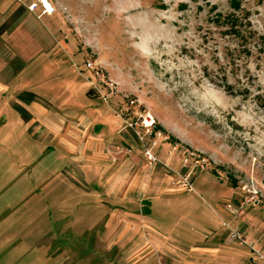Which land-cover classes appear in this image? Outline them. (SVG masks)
I'll return each mask as SVG.
<instances>
[{"label":"rangeland","instance_id":"374dc122","mask_svg":"<svg viewBox=\"0 0 264 264\" xmlns=\"http://www.w3.org/2000/svg\"><path fill=\"white\" fill-rule=\"evenodd\" d=\"M7 1L16 9V0ZM50 1L56 12L29 22L38 42L0 41V264L150 262L140 252L153 248L151 220L163 229L175 215L144 219L145 192L121 202L126 189L105 183L118 182L121 168L130 182L138 169L143 181L156 176L183 192L177 173L187 150L209 166L180 198L195 214L218 219L224 246L241 264H264L250 249L264 258V211L246 204L247 191L264 202V0ZM26 16L10 21L17 26ZM20 55L35 58L26 71ZM23 90L46 110L17 101ZM130 99L135 108L124 105ZM138 109L157 120L154 146L139 141L141 128H128L139 144L122 138ZM85 173L96 190L85 187ZM249 219L257 224L253 239L231 241L228 227ZM132 245L140 252L132 254ZM179 256L170 258H198ZM161 262L156 251L151 264Z\"/></svg>","mask_w":264,"mask_h":264},{"label":"crops","instance_id":"0c3cea01","mask_svg":"<svg viewBox=\"0 0 264 264\" xmlns=\"http://www.w3.org/2000/svg\"><path fill=\"white\" fill-rule=\"evenodd\" d=\"M11 7L10 3L7 0H0V41L4 44V41H26L24 36H28L31 41L38 42L39 39L36 36V33L34 31V28L30 26L29 22L33 23L34 20H39L37 18L36 12L32 13L27 10L25 6H21L18 3H16V9H13ZM26 14L25 20L20 22L17 26L13 25L10 20H14L13 16L18 15V17L22 14ZM15 14V15H14ZM7 22L9 24L7 25ZM13 25V26H12ZM15 27V28H14ZM14 28V29H13ZM14 30L12 33H9V31ZM35 33V34H34ZM35 35V36H34ZM13 36V38L9 39L8 37ZM14 37L16 39H14ZM22 43V42H21ZM18 44H20L18 42ZM29 51V50H28ZM27 52V51H25ZM37 52V51H36ZM21 61V70H27L29 64L35 59L34 57L27 60L24 59L23 56L20 55ZM5 66H3L2 63H0V74L3 75L5 73ZM3 77V76H2ZM2 88H5V85H0ZM0 87V88H1ZM3 89V90H5ZM2 91V89H0ZM19 98H17V101H19L22 105L24 103L28 104H34L35 108L39 110V112H43L46 109L43 107L42 104L38 103L37 99L35 98V95L30 92V90H23L19 93ZM24 102V103H23ZM17 103H15L16 105ZM31 105V106H32ZM18 108H21L17 105ZM30 119L31 117L28 115L27 117ZM122 133L125 134V137H122L123 140L126 139V141L132 143V145H136V143L139 144L138 140L136 139V136L132 134L128 127L125 125V129H123ZM128 133V134H126ZM131 136V137H130ZM153 138V139H152ZM152 138H147V142L152 143L154 142V136ZM167 140V139H163ZM167 141L163 143V145H166ZM91 146L88 144V147ZM102 157V156H101ZM137 158V157H136ZM145 158V157H144ZM139 161V160H138ZM137 161V162H138ZM135 162V163H137ZM131 164H133V161H131ZM119 173L115 174L118 178V182L115 184L112 182V180L108 181L106 178L108 177V172L103 170L102 174L100 176L103 177V180H106L107 183H105L108 188L107 190L113 186V191H119L125 190V193L121 195V199H119L121 202H124V200H127L128 198H132L133 193L138 192V196L140 195L139 192L142 193L145 192V197L141 201L142 208H141V215L143 216L144 213H148V215L159 213H170V215L175 216H167L166 218L172 219L173 223H169L164 226V230L162 229L160 225V222L157 217V219L151 220L152 222L150 227L151 236L148 240V243H151L153 245L152 247H147L144 245V252L142 253H148V260L150 262H136L132 261V264H151V262L154 260V254L157 251V254L161 257V264H175L176 261L173 258H170L171 255L177 254L178 260H181L179 255H183L184 251L195 254L198 256L192 262L191 264H241V261L237 259V255L235 252H232L228 249V247L224 246L223 243V234L227 233V230H223L222 224L219 223L218 219L211 215L208 211H206V214L204 215H197L193 211L194 209H191L189 204H187L186 200H183V198H180V196L185 195L187 198V194H189L187 191L183 192H175L173 193L169 187H167V181L161 180L159 177H154L153 180L150 179V181H143L142 174L137 169L135 177L132 178L130 182L125 183L124 178L122 177L123 174V168L118 169ZM91 173V172H90ZM88 174H84L85 178V187H88L90 190L95 189L97 184L95 183L92 178L87 177ZM124 182V183H123ZM124 184V185H123ZM102 188V187H101ZM106 190V189H105ZM184 190V189H183ZM107 194V193H106ZM107 196V195H106ZM184 197V198H185ZM180 198V199H178ZM162 200V201H161ZM182 201V202H181ZM186 201V202H184ZM161 202V206L158 205V203ZM127 205H130L127 203ZM148 207H146V206ZM162 207V208H161ZM120 210L121 209H117ZM181 210V211H180ZM183 210V211H182ZM123 212L127 214H135V212L130 213L129 210H122ZM163 214V216H165ZM136 215V214H135ZM145 219V217L143 216ZM156 220V221H155ZM256 222H253L251 219L247 220L244 224V228L240 227L243 230V233L245 236H247L250 240H252L253 236V230L257 229ZM256 226V227H255ZM186 230L187 232L192 233V236L188 233L182 234L181 231ZM138 231L133 233V236L136 235ZM150 234L149 232L147 233ZM191 236V237H190ZM143 242V241H142ZM130 251H132V254H136L138 251H135L137 248L136 246L132 245L130 247ZM129 252V250H128ZM138 257V256H137ZM173 259V261H172Z\"/></svg>","mask_w":264,"mask_h":264},{"label":"built area","instance_id":"2783aa9c","mask_svg":"<svg viewBox=\"0 0 264 264\" xmlns=\"http://www.w3.org/2000/svg\"><path fill=\"white\" fill-rule=\"evenodd\" d=\"M19 4L25 6L28 11L35 13L37 10H40V13L37 15V18H40L41 16L47 15H53L56 12V7L50 0H37L36 2H30L28 3L26 0H16ZM86 68L93 70L94 65H91L90 63H86ZM113 86V84H112ZM94 90H97L96 92L100 93L99 90L94 85ZM102 99L106 101L105 96H102ZM127 107L135 108L136 103L133 99H130L125 104ZM124 106V108H125ZM136 116V119L132 122H128L127 120L124 121L126 127L133 128V130H136L138 128H141L143 130L142 133H137V137L140 142H144L146 138H152L155 132V129L157 127V120L154 118L152 114H150L148 111L143 110H137V112H134ZM154 142L152 143V146H154ZM145 148V157L149 161L150 164L157 163V158L154 154L151 152V148L148 146H144ZM209 166V162L207 159L201 156V154L192 152V151H186L185 155L182 159V165L180 172L177 173V176L179 178V183L181 187L187 191V192H194L193 188V179L196 174L204 172ZM248 192V197L246 198V204L254 207V206H260L261 209L264 211V202L259 198V195L256 192ZM228 236L231 241L236 242L237 244L241 246L247 245V241L244 237L243 230L235 227H228ZM252 250L254 259L263 260L264 258L261 256V254L255 250L252 246L250 247Z\"/></svg>","mask_w":264,"mask_h":264},{"label":"trees","instance_id":"16d2710c","mask_svg":"<svg viewBox=\"0 0 264 264\" xmlns=\"http://www.w3.org/2000/svg\"><path fill=\"white\" fill-rule=\"evenodd\" d=\"M88 94H90V92Z\"/></svg>","mask_w":264,"mask_h":264}]
</instances>
